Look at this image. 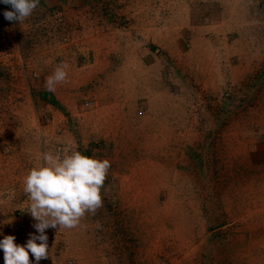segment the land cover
I'll return each instance as SVG.
<instances>
[{"label": "rangeland", "instance_id": "obj_1", "mask_svg": "<svg viewBox=\"0 0 264 264\" xmlns=\"http://www.w3.org/2000/svg\"><path fill=\"white\" fill-rule=\"evenodd\" d=\"M29 18L45 19L44 74L69 78L37 95L38 154L13 149L0 239L38 235L26 161L78 150L110 161L102 206L46 229L38 264H264V0H40Z\"/></svg>", "mask_w": 264, "mask_h": 264}, {"label": "clouds", "instance_id": "obj_2", "mask_svg": "<svg viewBox=\"0 0 264 264\" xmlns=\"http://www.w3.org/2000/svg\"><path fill=\"white\" fill-rule=\"evenodd\" d=\"M12 10L3 13L8 21L19 24L29 18L40 0H0ZM68 65L61 62L45 80L48 92L68 80ZM40 163L32 167L23 177V192L29 204L26 212L36 221L33 227L38 235L21 246L15 237L6 235L0 239L4 264H30L29 252L38 262L47 259L48 228L74 229L86 214H95L102 206L101 189L111 167L107 159H98L70 150L64 154L43 152ZM39 241V243H37Z\"/></svg>", "mask_w": 264, "mask_h": 264}, {"label": "crops", "instance_id": "obj_3", "mask_svg": "<svg viewBox=\"0 0 264 264\" xmlns=\"http://www.w3.org/2000/svg\"><path fill=\"white\" fill-rule=\"evenodd\" d=\"M35 21L37 22L35 23ZM23 23L8 22V28L0 25V121L7 118L5 122H11L7 125H0V185L6 178L10 179L9 182L16 180L15 176L10 175L6 170L11 167H23L18 162L21 151L33 148L36 149L35 154H38L39 149V140H37L38 136L34 130L33 119L37 113L36 108L39 104L37 102H42L37 98V95L47 91L45 88L47 75L44 74L47 58L44 55L46 43L43 40H46V37L37 34L36 30L39 33V28L45 26L46 23L45 19L40 18L38 20L27 18ZM20 29L24 32L20 45L23 53L27 54L32 64H35L32 66L33 68L43 69L36 81L31 79L27 71L29 67L23 69L19 64L17 33L21 31ZM36 37H38V42L35 41ZM62 128L64 127L59 126L60 130ZM16 146L21 149L20 153L14 152L13 149ZM35 159V161H26L25 172L39 164L37 158ZM6 187L0 189L5 190Z\"/></svg>", "mask_w": 264, "mask_h": 264}, {"label": "trees", "instance_id": "obj_4", "mask_svg": "<svg viewBox=\"0 0 264 264\" xmlns=\"http://www.w3.org/2000/svg\"><path fill=\"white\" fill-rule=\"evenodd\" d=\"M9 9H11V8H9Z\"/></svg>", "mask_w": 264, "mask_h": 264}]
</instances>
